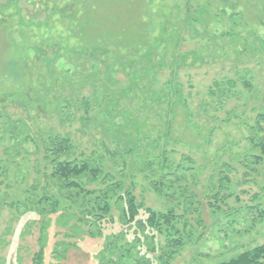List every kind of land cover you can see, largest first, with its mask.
Listing matches in <instances>:
<instances>
[{"label":"rangeland","instance_id":"1","mask_svg":"<svg viewBox=\"0 0 264 264\" xmlns=\"http://www.w3.org/2000/svg\"><path fill=\"white\" fill-rule=\"evenodd\" d=\"M259 112L264 0H0V264H32L37 251L40 217L10 203L41 183L32 167L47 133L156 210L170 206L149 185L162 152L183 161L181 183L198 196L222 164L233 168L238 200L204 209L202 235L171 264H215L264 243V219L242 208L264 210V164H240L259 154L249 141L261 137ZM64 232L50 227L43 264H95L102 240L89 237L67 238L76 246L55 259Z\"/></svg>","mask_w":264,"mask_h":264},{"label":"trees","instance_id":"2","mask_svg":"<svg viewBox=\"0 0 264 264\" xmlns=\"http://www.w3.org/2000/svg\"><path fill=\"white\" fill-rule=\"evenodd\" d=\"M105 37L113 41L119 38L115 35ZM94 44L104 47L100 43ZM254 128L261 137L249 141L259 154L243 157L240 164L255 171L254 167L264 164V113L256 115ZM41 142L32 167L34 173L42 177L41 183L29 185V196L25 201L10 203L15 210L22 207L21 214L33 213L40 217L38 248L32 264H43L51 226L64 229L66 238L54 242L51 252L55 259L65 258L67 250L76 246L67 238L89 237L102 240L100 249L93 256L95 264H171L192 242L197 228L203 227L204 209L217 215L225 210L223 207L228 205L229 198L238 200L229 186V173L233 171L229 164H222L215 182L211 181L212 185L200 193V197L181 183L186 169L183 161L168 163L162 152L156 164L158 170L149 185L170 206L156 210L137 200L131 187L134 184L127 186L121 174L118 178L104 169L96 158L77 157L68 138L47 133ZM242 208H256L260 218L264 219V210L258 209L257 205ZM113 223L120 229L105 232L104 225ZM201 235L198 233L196 239ZM215 264H264V243Z\"/></svg>","mask_w":264,"mask_h":264}]
</instances>
